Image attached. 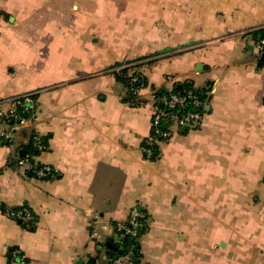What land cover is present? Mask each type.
Masks as SVG:
<instances>
[{"label":"crops","instance_id":"obj_1","mask_svg":"<svg viewBox=\"0 0 264 264\" xmlns=\"http://www.w3.org/2000/svg\"><path fill=\"white\" fill-rule=\"evenodd\" d=\"M261 26L264 0H0V100L36 98L34 120L0 141V264L13 251L111 264L130 245L112 227L132 207L146 217L140 264H264ZM137 62L149 87L205 92L201 122L175 128L155 159L141 149L152 105L130 106L112 73ZM31 131L52 177L17 163Z\"/></svg>","mask_w":264,"mask_h":264},{"label":"built area","instance_id":"obj_2","mask_svg":"<svg viewBox=\"0 0 264 264\" xmlns=\"http://www.w3.org/2000/svg\"><path fill=\"white\" fill-rule=\"evenodd\" d=\"M257 51L264 52V38L254 43ZM133 63H127L122 66H127ZM119 68V67H118ZM117 68V69H118ZM133 70L130 71V74ZM139 76L132 75L130 80L132 83H138ZM166 82H172L171 75L165 76ZM156 87L151 88L147 86L144 81H141L135 86L133 92L136 93L137 99H142L144 102L139 103L138 106L150 102L152 105V113L150 119L149 133L144 137L141 149L145 158L150 159L152 156L156 158L160 155V145L168 141L175 128L194 127L198 125L203 116L200 109L187 110L180 117L173 118L171 124L167 128L160 127V121L166 117L168 113L161 107L155 104V91ZM148 91V98H142V92ZM170 90V88H169ZM198 106V96L193 94L190 90L170 91L167 98L163 100V104L168 108L184 107L187 101ZM36 117V98L34 92L22 93L19 95L11 96L7 99L0 100V141H12L16 135L24 129ZM39 135L35 132L34 144L37 148L42 149L43 146L38 143ZM17 163L31 169V173L36 178H48L54 175V171L47 165H33L28 162L26 153L18 158ZM22 211H8L7 214L11 217H25L22 216ZM143 219H146L145 214L142 213L137 207H132L129 211L128 218L125 222L115 223L113 229L119 232L121 237H136L140 235L139 228L143 225ZM144 229V226L142 227ZM12 257H15L13 264H24V259L18 256L17 251H13ZM112 264H134L131 251H126L121 254H116L111 259Z\"/></svg>","mask_w":264,"mask_h":264},{"label":"trees","instance_id":"obj_3","mask_svg":"<svg viewBox=\"0 0 264 264\" xmlns=\"http://www.w3.org/2000/svg\"><path fill=\"white\" fill-rule=\"evenodd\" d=\"M252 38L254 39V42H257L258 40L264 38V26H261V27H258L254 30H252L250 32ZM258 53V59H259V62L261 63H264V58L262 57V54L264 53L263 51H257ZM143 64L142 63H133V64H130V65H127V66H120L118 69H114L112 71V73L114 74V76L116 77V79L118 81H120L124 88H125V92H124V101H126L130 106L132 107H137L139 105V103H143L144 100L142 99H137L136 97V93L133 92L135 86L137 87V84L140 83L141 81H144V83L148 86V81L146 79V77L143 75V73L141 72L140 70V66ZM133 70V73L130 74V71ZM132 75H138L139 76V79H138V83L137 84H134L131 82L130 78ZM151 88H154L153 86ZM182 90H190L192 91L193 94L197 95L198 96V99H199V104L198 106L192 104L189 100L185 103L184 107H176V108H168L167 106H165L162 102L165 98H167L168 94L170 91H182ZM155 99H156V102L155 104L159 107H161L162 109H164V111H166L168 113V115L166 117H163L160 121V127L162 129H165L167 128V126H169L174 118L175 117H180L184 112H186L187 110H193V109H200L203 114L205 112V108H204V99H205V92L202 90V89H199L197 87H195L193 85V83L189 80H186V81H183V82H173L171 87H170V90L169 89H166V88H158L156 89L155 91ZM183 127L182 126H179L177 127L176 129H182ZM175 130V129H174ZM173 130V131H174ZM173 133V132H172ZM34 136H35V132L31 131L29 132V135H28V141L27 143H25L23 145V149L25 150V153L27 155V159H28V162L30 164H33V165H41V164H38L36 161H35V156L39 153V151L41 149L37 148L36 145L34 144ZM38 143H40L44 149L45 148V139L42 138V137H39ZM156 157L155 156H152L150 159H155ZM27 172L32 175L31 173V169H27ZM8 211H20V209H11V210H8ZM143 221V226H145V219L142 220ZM29 227L31 228L32 226V222L30 221L29 222ZM140 227L139 228V231L142 232L144 229ZM137 237H131V238H127V241L131 244V245H134L136 244V241H137ZM11 254V253H10ZM9 254V256H10ZM115 254H112V256L110 257V259H112L115 255ZM132 254V258L134 260V264H140V254L138 252H131ZM13 260H15V257L13 258ZM110 263H111V260H110ZM112 264V263H111Z\"/></svg>","mask_w":264,"mask_h":264},{"label":"water","instance_id":"obj_4","mask_svg":"<svg viewBox=\"0 0 264 264\" xmlns=\"http://www.w3.org/2000/svg\"><path fill=\"white\" fill-rule=\"evenodd\" d=\"M262 57L264 58V53L262 54ZM25 153V150H21V155H23ZM121 240L124 242V244L127 242V237H122ZM105 245H107L108 247H110V245L108 243H105ZM113 250L117 253V254H121L124 253L126 251H131V252H137L139 246L138 245H134L132 246L131 244L126 246V245H122L119 249H116L114 247H112Z\"/></svg>","mask_w":264,"mask_h":264},{"label":"rangeland","instance_id":"obj_5","mask_svg":"<svg viewBox=\"0 0 264 264\" xmlns=\"http://www.w3.org/2000/svg\"><path fill=\"white\" fill-rule=\"evenodd\" d=\"M250 198H251V197H250ZM252 201H253V203L256 204L257 199H254V198H253Z\"/></svg>","mask_w":264,"mask_h":264}]
</instances>
